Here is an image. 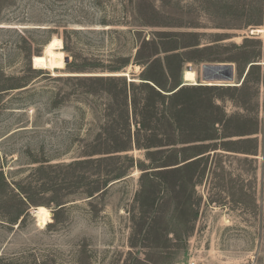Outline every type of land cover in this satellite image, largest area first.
<instances>
[{"label": "rangeland", "instance_id": "obj_1", "mask_svg": "<svg viewBox=\"0 0 264 264\" xmlns=\"http://www.w3.org/2000/svg\"><path fill=\"white\" fill-rule=\"evenodd\" d=\"M136 29L178 35L166 44L179 54L169 59V89L202 85L205 63H233L237 86L182 96L192 120L185 128L204 127L214 139L193 137L177 146V159L157 164L164 165L157 176L135 166L89 197L83 191L94 186L97 166L70 163L80 148V114L71 102L48 109L46 101L70 92L63 78L73 74L74 56L79 64L123 62L121 74L141 80ZM29 62L44 74L22 101L4 105L24 88L0 99V166L26 186L21 192L0 180V210L15 192L29 213L16 224L0 221V264H264V0H0V69L19 77ZM150 75L167 83L156 70ZM129 154L148 162L144 149ZM34 158L51 160L27 164ZM21 166L37 171L18 173Z\"/></svg>", "mask_w": 264, "mask_h": 264}, {"label": "trees", "instance_id": "obj_2", "mask_svg": "<svg viewBox=\"0 0 264 264\" xmlns=\"http://www.w3.org/2000/svg\"><path fill=\"white\" fill-rule=\"evenodd\" d=\"M141 8L137 9V13L141 18L147 20L146 13L142 16ZM150 8L151 14L155 16L159 14L155 6L152 5ZM132 34V41L137 45L135 47V59L143 66V70L139 75L141 80L133 77L134 81H130L128 76L121 75V72H124L121 70L126 66L123 62L120 64L119 62L109 64L84 62L79 64L77 62L78 58L74 56L70 72L73 74L63 78L71 82L70 92L54 91L53 95L46 101L48 109L57 107L65 101L71 102L80 114L81 119L77 132L78 136H81L80 148L77 155L73 157L74 160L70 163L79 166L83 170L88 164L97 166L94 186L83 191L88 192L89 197H94L97 192L106 191L108 186L116 181L124 180L131 174L130 168L135 166L143 170V176H157V173L163 170L156 168L164 166L157 164L168 163L172 161L173 157L177 159L178 153L175 151L177 146L186 147L187 143L195 141L193 137L199 140L215 138L213 134H205L203 126L202 130L196 131L194 134L185 128L192 120L185 115V105L181 102V99L191 89H213L218 86L199 85L190 88L186 85L180 86L182 84V81H180L175 87L169 89L168 80L171 78L172 73L169 59L171 56L179 57V54H169L170 50L166 49V44L175 41L174 37L178 35L175 32H156L148 36L143 30L137 29ZM64 41H66L65 37ZM65 48L68 49V45H65ZM164 52L166 56L162 58L160 54ZM1 69L2 72L3 69ZM43 70L42 68H33L29 62L22 76L4 75L2 72V75H0V99L4 98L9 92L24 88L14 93L12 98L4 102V105L11 103L15 98L22 101V93L29 89L27 86L35 78L44 74ZM152 70L158 71L167 83L160 82L152 77L150 75ZM78 73H90L92 75H76ZM43 77L45 79H55L50 75H43ZM60 79L62 78L58 80ZM4 100L5 98L2 101ZM35 110L38 109L35 108ZM39 112L41 111L39 110ZM202 121L203 119L197 121V124L201 125ZM204 121L209 122L211 119H204ZM83 126H86L85 131L82 129ZM191 134L194 136H191ZM135 148L146 150L148 162L140 159L136 160L129 154ZM170 152L172 153L170 154ZM158 153H162L163 156L155 158L153 155ZM12 160L18 161L19 158L15 159L13 157ZM50 160L34 158L27 164L38 163L44 168V163ZM108 166L111 167L108 168ZM142 166L146 167L142 168ZM27 167L31 172L37 171L34 166H21L17 169V172H24ZM102 167L104 169H101ZM33 177L30 176L31 179ZM0 180L6 185H8L9 180L21 192H24L26 188V186H23L22 180L21 182L15 179L11 181L10 178L6 177L3 166H0ZM154 186L152 185L150 190ZM12 194L16 198L14 203H11L6 209L0 210V221L4 224H16L21 216L29 214L25 199L15 192H12ZM4 197L6 200V196ZM3 204L5 203L3 202ZM36 264L38 263L36 262ZM39 264H44V262Z\"/></svg>", "mask_w": 264, "mask_h": 264}, {"label": "water", "instance_id": "obj_3", "mask_svg": "<svg viewBox=\"0 0 264 264\" xmlns=\"http://www.w3.org/2000/svg\"><path fill=\"white\" fill-rule=\"evenodd\" d=\"M250 66L251 64L249 65V67ZM187 69H193V68L191 66H188ZM235 72H236V68L233 63H205L202 65L201 84L202 85L207 84L213 86H233V85L237 86V84H234ZM76 75H92V74L78 73ZM121 75L128 76L127 74H121ZM129 80L134 81V79L132 78H130ZM184 85L185 82L182 83L180 86H184ZM35 210H36L35 208L32 209L33 214Z\"/></svg>", "mask_w": 264, "mask_h": 264}, {"label": "bare ground", "instance_id": "obj_4", "mask_svg": "<svg viewBox=\"0 0 264 264\" xmlns=\"http://www.w3.org/2000/svg\"><path fill=\"white\" fill-rule=\"evenodd\" d=\"M40 214L46 216V217H50L51 216V213L48 211V210H42L40 211Z\"/></svg>", "mask_w": 264, "mask_h": 264}]
</instances>
